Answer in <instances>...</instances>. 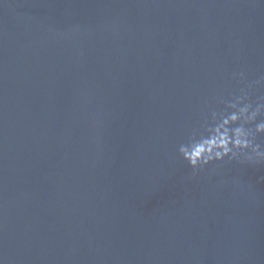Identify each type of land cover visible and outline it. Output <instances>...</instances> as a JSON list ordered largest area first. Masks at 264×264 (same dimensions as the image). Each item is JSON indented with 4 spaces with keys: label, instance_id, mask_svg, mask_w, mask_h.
Returning a JSON list of instances; mask_svg holds the SVG:
<instances>
[{
    "label": "water",
    "instance_id": "obj_1",
    "mask_svg": "<svg viewBox=\"0 0 264 264\" xmlns=\"http://www.w3.org/2000/svg\"><path fill=\"white\" fill-rule=\"evenodd\" d=\"M261 77L264 0H0V264H264V164L179 153Z\"/></svg>",
    "mask_w": 264,
    "mask_h": 264
},
{
    "label": "clouds",
    "instance_id": "obj_2",
    "mask_svg": "<svg viewBox=\"0 0 264 264\" xmlns=\"http://www.w3.org/2000/svg\"><path fill=\"white\" fill-rule=\"evenodd\" d=\"M237 78L245 80L244 73L238 77L234 74L233 79ZM255 84L264 85V77ZM253 87L248 84L230 101H221L224 110H212L210 119L205 118L201 128L180 145V155L194 171L226 159L248 165L264 164V146L256 142L257 135H264V119L257 122L264 116V97L253 106L249 101Z\"/></svg>",
    "mask_w": 264,
    "mask_h": 264
}]
</instances>
